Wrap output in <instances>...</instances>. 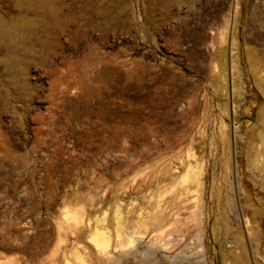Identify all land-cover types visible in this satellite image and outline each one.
<instances>
[{
    "label": "rangeland",
    "instance_id": "1",
    "mask_svg": "<svg viewBox=\"0 0 264 264\" xmlns=\"http://www.w3.org/2000/svg\"><path fill=\"white\" fill-rule=\"evenodd\" d=\"M239 255L264 264V0H0V264Z\"/></svg>",
    "mask_w": 264,
    "mask_h": 264
},
{
    "label": "bare ground",
    "instance_id": "2",
    "mask_svg": "<svg viewBox=\"0 0 264 264\" xmlns=\"http://www.w3.org/2000/svg\"><path fill=\"white\" fill-rule=\"evenodd\" d=\"M260 212V211H259ZM262 213V212H261ZM261 213H259V214H261ZM263 214V213H262ZM102 235H98V234H96V236L94 237V239H95V241H97V242H99L100 240H102ZM233 264H246L245 262H244V260H243V256H241V255H239V256H235L234 258H233Z\"/></svg>",
    "mask_w": 264,
    "mask_h": 264
}]
</instances>
